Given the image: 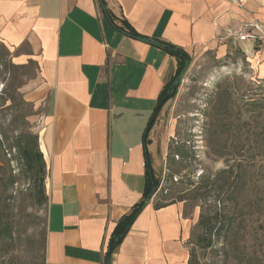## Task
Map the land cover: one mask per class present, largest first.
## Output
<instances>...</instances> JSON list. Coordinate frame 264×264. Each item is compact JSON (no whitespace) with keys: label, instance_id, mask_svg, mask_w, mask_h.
I'll list each match as a JSON object with an SVG mask.
<instances>
[{"label":"crops","instance_id":"1","mask_svg":"<svg viewBox=\"0 0 264 264\" xmlns=\"http://www.w3.org/2000/svg\"><path fill=\"white\" fill-rule=\"evenodd\" d=\"M103 1L116 25L148 40L118 30L98 0H0V42L26 45L15 58L34 65L18 92L45 164L44 264H104L116 222L142 200L147 159L154 168L146 128L177 69L147 41L179 47L190 61L238 52L264 76V47L217 39L246 13L264 24V0H246L243 10L236 0ZM154 197L109 264H187L198 220L179 202L156 208Z\"/></svg>","mask_w":264,"mask_h":264},{"label":"rangeland","instance_id":"2","mask_svg":"<svg viewBox=\"0 0 264 264\" xmlns=\"http://www.w3.org/2000/svg\"><path fill=\"white\" fill-rule=\"evenodd\" d=\"M9 50L0 42V133L8 137L0 148V264H44L48 203H36L11 149L13 137L33 133L32 110L18 90L34 65L15 58L26 45ZM240 59L232 52L190 61L150 130L155 205L179 202L183 216L197 221L199 193L222 188L220 198L208 199H222L227 230L211 248H194L201 264H264V76ZM198 233L192 229L188 251Z\"/></svg>","mask_w":264,"mask_h":264},{"label":"trees","instance_id":"3","mask_svg":"<svg viewBox=\"0 0 264 264\" xmlns=\"http://www.w3.org/2000/svg\"><path fill=\"white\" fill-rule=\"evenodd\" d=\"M102 4V10L107 12L109 19L111 22H114V26L123 32L128 33L129 35L148 40L147 38L137 34L125 21H123L120 26L116 25V19L113 15L106 10L105 4L103 0H100ZM150 43H154L157 47H159L162 51L166 54L174 57L177 61V69L176 75L174 76L173 80L176 79L179 75L185 72L186 70V62L190 63L189 55L181 48L176 47L172 44L162 42V41H147ZM173 80L167 83L162 91L160 92L157 102H156V109L153 113L152 119L148 122L146 128V135L151 130L155 118L160 112L163 105L170 99L174 98L176 95V86L173 85ZM20 101L22 104L29 106L26 104L21 96ZM8 139V137L4 134V132L0 133V148L4 147V142ZM11 149L16 152V156L19 162V166L21 172L33 182L34 191H35V198L36 203L38 205L45 204L47 202V196L45 194L44 189V179H45V164L43 160V156L39 151L38 148V138L37 135L33 133H25L19 134L12 138V145ZM5 150V149H4ZM147 159V155H146ZM146 167H145V175H144V189L142 193V200L135 205L132 206L130 211L120 217V219L116 222L115 227L109 237L106 253L104 256V264H109L110 257L112 253L116 251V249L121 244L122 240L130 230L133 222L146 206L147 202L152 198L157 186H158V179L155 175V172L151 168L149 164V159H147ZM3 184L2 179L0 178V186ZM229 191V189L227 190ZM225 191V192H227ZM217 192V198H220L222 195V188L216 187L214 184L211 187L207 188L203 193H199L200 202L204 206L202 209L201 214L199 215L198 221L194 227V229H198L199 233L195 237L194 240V247L188 251L189 257L187 264H201L196 251L194 248H198L200 250H206L212 247L213 240L218 239L223 232L227 230V223L225 222V215H224V208H217L218 204H220L222 199H217L215 202L208 199L209 196H214V193ZM192 199H196L194 195ZM180 201V200H179ZM183 201V200H181ZM175 202H169L167 204H171ZM164 205L156 204L155 207H163Z\"/></svg>","mask_w":264,"mask_h":264},{"label":"built area","instance_id":"4","mask_svg":"<svg viewBox=\"0 0 264 264\" xmlns=\"http://www.w3.org/2000/svg\"><path fill=\"white\" fill-rule=\"evenodd\" d=\"M245 1L236 0L235 2L243 10ZM217 39L220 43L230 40L235 46L246 43L252 47L261 48L264 47V24L246 13L239 24L225 27Z\"/></svg>","mask_w":264,"mask_h":264},{"label":"water","instance_id":"5","mask_svg":"<svg viewBox=\"0 0 264 264\" xmlns=\"http://www.w3.org/2000/svg\"><path fill=\"white\" fill-rule=\"evenodd\" d=\"M98 1H99V3H100L101 8H102V4H101L100 0H98ZM150 44H154V43H150ZM154 45H155V44H154ZM185 64H186V66L188 65L187 62H186ZM180 77H181V75H179V76L175 79V81H174V83H173L174 86L177 85V83L179 82Z\"/></svg>","mask_w":264,"mask_h":264}]
</instances>
